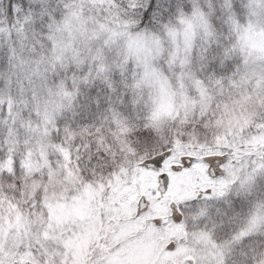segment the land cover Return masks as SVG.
Here are the masks:
<instances>
[{"label":"snow or ice","instance_id":"1","mask_svg":"<svg viewBox=\"0 0 264 264\" xmlns=\"http://www.w3.org/2000/svg\"><path fill=\"white\" fill-rule=\"evenodd\" d=\"M0 264H264V0H0Z\"/></svg>","mask_w":264,"mask_h":264}]
</instances>
